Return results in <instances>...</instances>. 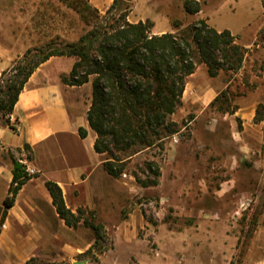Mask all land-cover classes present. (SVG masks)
<instances>
[{
	"label": "rangeland",
	"instance_id": "1",
	"mask_svg": "<svg viewBox=\"0 0 264 264\" xmlns=\"http://www.w3.org/2000/svg\"><path fill=\"white\" fill-rule=\"evenodd\" d=\"M72 1L76 8L63 0H0V47H25L0 75V94L15 73L12 67L28 50L51 42H77L97 25L139 23L142 20L133 19L135 3L144 4L153 18H167L173 30L176 22L185 29L204 19L220 31L227 29V13L231 22L237 17L231 12L262 5V0H198L201 11L188 14L186 0H120L110 12L114 2L89 13L85 2L90 0ZM147 21L155 25L148 18L142 22ZM153 26L152 35L169 32L154 34ZM245 37L251 45L243 46L247 52L237 72L220 70L213 77L205 64H199L194 76L187 78L182 104L167 119L177 132L165 138L164 149L138 146L134 155L116 153L125 159L119 179L128 189L122 193L121 212L104 216L105 221H95L92 212L81 215L104 228L96 248L88 252L96 239L91 229L87 233L82 228L73 236L63 233L41 253L12 258L1 254L0 264H103L105 258V264H129L130 255L131 263L192 264L193 254L184 248L192 247L195 231L202 232V246L232 244L233 258L218 255L216 264H243L247 255L251 260L250 247L264 242V234L257 233L260 228L264 231V26L255 36ZM257 110L263 117L260 122H255ZM7 123L10 116L0 111V124ZM149 163L158 166L160 176L155 186L144 188L135 176L153 181ZM121 231L127 233L125 241L136 242L142 257L120 244ZM226 231L233 234L232 243ZM201 258L200 264L209 262V254L202 253Z\"/></svg>",
	"mask_w": 264,
	"mask_h": 264
},
{
	"label": "trees",
	"instance_id": "2",
	"mask_svg": "<svg viewBox=\"0 0 264 264\" xmlns=\"http://www.w3.org/2000/svg\"><path fill=\"white\" fill-rule=\"evenodd\" d=\"M63 1L76 8L74 1ZM119 1L115 0L108 12ZM262 3L264 7V0ZM85 4L89 13L98 12L89 2ZM184 8L188 14L201 11L200 3L193 0H186ZM152 26L151 21L107 23L95 26L77 42H51L28 50L24 58L12 67L15 73L8 80L6 89L1 90L0 111L5 115L12 114L30 76L51 57L76 58L70 75L63 80L67 84L81 86L94 76L88 120L97 133L95 150L105 154V169L119 179L124 174L125 159L116 153L134 152V155L139 150H132L138 146L164 149L165 138L177 132L174 129L176 125L167 119L181 106L186 80L195 73L199 64H205L213 77L220 70L237 72L247 52L229 30L218 31L204 19L185 29L176 22L175 32L162 35H152ZM4 75L5 72L2 77ZM262 119L260 110H257L255 122ZM80 135L85 137L86 131L80 129ZM147 168L153 170V181L135 176L137 183L144 188L155 186L156 178L160 176L155 163H149ZM13 173L10 194L0 209L1 226L7 209L14 205L18 192L31 178L16 160ZM46 185L59 216L69 227H77L84 211L73 213L67 207L58 184L48 181ZM84 224L93 231L96 239L88 250L90 252L104 236V228L88 219H84Z\"/></svg>",
	"mask_w": 264,
	"mask_h": 264
},
{
	"label": "crops",
	"instance_id": "3",
	"mask_svg": "<svg viewBox=\"0 0 264 264\" xmlns=\"http://www.w3.org/2000/svg\"><path fill=\"white\" fill-rule=\"evenodd\" d=\"M114 1L90 0L96 9L101 10L111 6ZM134 5L132 13L135 22L148 18L155 23L154 34L175 32L167 18L166 21L153 18L144 11V4ZM228 14L225 30H229L236 37L238 44L242 45L240 41H243L242 46H250L249 42L244 41L245 36H255L257 30L264 26L263 3L255 10L248 7L236 14L231 12V15L237 16L231 22ZM163 29L165 31H162ZM242 33L244 35L238 38ZM22 47H0V75L24 53V44ZM75 62L74 57L54 56L41 64L21 91L10 115V123L0 124V209L10 194L14 161L18 151L28 147L32 154L31 165L37 172L20 189L14 205L7 209L0 229V255L8 254L12 258L37 254L43 252V248L56 244L63 233L73 236L77 229L82 228L84 232L89 233L90 228L85 226L84 219L74 228L69 227L59 216L46 185L48 181L58 184L67 207L75 214H78L79 210L92 212L95 221H105L107 218L104 216L116 212L115 210L121 212L122 193L128 189L124 187L125 183L112 177L105 169V154L95 150L97 133L90 127L88 120L92 85L90 81L81 86L70 85L63 80L70 75ZM192 76L194 74L189 77ZM80 129L86 131L85 137L80 135ZM135 218L139 220L137 213ZM82 225L86 228L81 227ZM263 232L261 228L257 231L259 236L264 234ZM224 235L233 242L234 236L231 232L226 231ZM118 237L122 240L120 244H127L133 249V254L142 257L134 240L128 243L123 239L127 237L125 231H121ZM202 237V232L195 231L192 247L184 248L185 252L193 254L192 264H200L202 253L209 254V262L206 264H216L218 255L233 258L232 244L219 246L209 243L208 246H202ZM70 247L74 248V245L71 244ZM249 254H253V258L250 260L247 255L243 264H264V242L250 247ZM129 259L131 255L128 258L129 264H142L141 260L131 263ZM105 260L106 258L103 264ZM230 263L229 261L225 264Z\"/></svg>",
	"mask_w": 264,
	"mask_h": 264
},
{
	"label": "built area",
	"instance_id": "4",
	"mask_svg": "<svg viewBox=\"0 0 264 264\" xmlns=\"http://www.w3.org/2000/svg\"><path fill=\"white\" fill-rule=\"evenodd\" d=\"M15 160L23 167L24 172L27 174V176L33 177L36 175L37 172L31 165L32 154L29 149L22 148L20 151H18L16 153Z\"/></svg>",
	"mask_w": 264,
	"mask_h": 264
},
{
	"label": "water",
	"instance_id": "5",
	"mask_svg": "<svg viewBox=\"0 0 264 264\" xmlns=\"http://www.w3.org/2000/svg\"><path fill=\"white\" fill-rule=\"evenodd\" d=\"M125 1H131V0H125Z\"/></svg>",
	"mask_w": 264,
	"mask_h": 264
}]
</instances>
